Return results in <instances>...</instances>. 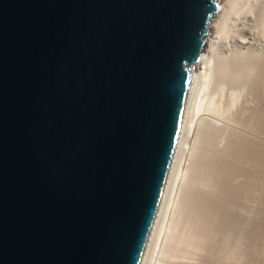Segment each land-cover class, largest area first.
Wrapping results in <instances>:
<instances>
[{
  "label": "water",
  "instance_id": "obj_1",
  "mask_svg": "<svg viewBox=\"0 0 264 264\" xmlns=\"http://www.w3.org/2000/svg\"><path fill=\"white\" fill-rule=\"evenodd\" d=\"M216 0H0V264H140Z\"/></svg>",
  "mask_w": 264,
  "mask_h": 264
},
{
  "label": "rangeland",
  "instance_id": "obj_2",
  "mask_svg": "<svg viewBox=\"0 0 264 264\" xmlns=\"http://www.w3.org/2000/svg\"><path fill=\"white\" fill-rule=\"evenodd\" d=\"M230 1L228 15H226L227 18L224 20V29L222 31L224 34L226 32V34L222 33L220 35L217 39L218 42L214 45L213 54L210 53L213 56V62H210L211 66H209L207 77V85L209 86L206 85L201 108L194 115L191 131L189 130L186 134L183 153L180 152L177 158L174 179L167 196V204L164 207L165 211L163 210L162 212L161 222L159 221L160 226L158 225V238L156 237L155 244L151 247L152 250L149 251L150 254L146 264H251L254 263L253 261L255 263L259 261L257 264L264 263V238L262 240L261 237L260 240L258 235L257 238H254L255 235L250 234L251 225H249L259 220L257 218L260 215L255 212L259 210L260 214V211L262 212V208H264L262 206L263 202L260 205V199L264 198V195L263 197L260 196L264 192V189H262L264 187L261 188L260 186L254 190L256 197H260L259 200L256 199L253 192L251 195L254 197H250L253 200L249 198L250 200L248 201L250 202L248 204L250 205L248 208L245 206L249 210H243V213L247 212L250 214L246 213L245 216L244 213V218L249 217L251 221L254 217L253 223H249L247 218L248 223L245 222L246 224H244L246 229L243 227L238 229L237 226L235 229L229 228V231L227 229H218V224H221L220 221L216 219L217 223L215 219H212L213 223L215 221V225L217 224V227L214 226L199 205L201 197L212 196L216 192V186H213L216 185L215 177L203 167L205 163L203 154L210 147V149L223 152L229 144L228 139L232 133L262 140L260 136L250 129L249 122L246 123L249 120L245 121V119L248 116L250 117L251 111L259 104L262 103L264 105V98L258 101L254 98V92L252 94V90L254 91L252 89L254 88L252 86L253 82L251 81L253 79L252 72L247 67L240 69L235 64H231V62L238 55L249 57V55L260 56L264 54V0ZM225 29L227 30L224 31ZM242 40L244 41L243 43L241 42ZM226 62V68L221 69L223 67L222 64L224 65ZM257 103L258 105L256 106ZM248 112L251 113L249 114ZM207 128L215 130L212 146L203 138V130ZM247 130L250 132L248 133ZM262 141H264V138ZM186 143L188 144L186 145ZM235 179L234 182L236 183L237 181L238 183L239 179ZM258 189L262 191L258 192ZM236 206L235 203L231 205L228 208L230 210L228 212L231 214V212L239 210ZM167 209L170 210L168 211ZM234 213L231 215L233 216ZM238 213L240 214V212ZM238 213H236L237 217ZM253 213L258 217L256 216L257 218H255ZM246 225H249V228ZM223 230L227 231V233L223 232ZM243 230L245 233H249L247 235L249 238L251 237L250 240L253 239V242L252 240L246 242L248 237L246 234V236L241 235L244 234ZM226 234L229 235L225 236ZM258 240L261 242L256 244L255 242Z\"/></svg>",
  "mask_w": 264,
  "mask_h": 264
},
{
  "label": "bare ground",
  "instance_id": "obj_3",
  "mask_svg": "<svg viewBox=\"0 0 264 264\" xmlns=\"http://www.w3.org/2000/svg\"><path fill=\"white\" fill-rule=\"evenodd\" d=\"M216 2L218 5V10L213 15V17L210 21L208 34L206 36L205 47H204V49L200 55L199 60L196 62V64L194 65V68H193V72H192L193 78H192L191 88H190V92L188 94V98L186 101V106H185L184 113H183L180 132L178 135V139H177L172 163H171V166L169 169L168 177H167L166 184H165V187H164V190L162 193V198L160 200L158 211H157V214H156V217H155V220H154V223H153L150 235H149V239L147 241V244H146L143 256H142V259L140 261V264H146V261L149 257L148 255L150 254L149 251L152 250L151 247L153 246V244H155L154 241H156L155 240L156 237L158 238V236H157L158 231H159L158 227L160 226L159 221L161 222L162 212L164 210V207L167 204V196L169 194L171 184H172L173 179H174L173 178L174 172H175L174 169L176 170L175 165H176V162L178 161L177 158L179 157V153L182 152V150H183V145L185 144L186 134L188 133V131L190 130V128L192 126L194 115L201 108V104H202L203 97H204V91H205L206 85H207V77H208L209 69H210L209 66H211L210 62H213V58H212L213 53L212 52L214 51L213 49H215L214 45L216 44V42H218L217 39L223 33L222 32L224 29L223 23H224L225 18H227L226 15H228L227 12L229 10V6H230L231 1L230 0H216ZM226 30L227 29H225L224 31H226ZM225 34H226V32H225ZM241 42L243 43L244 41L242 40ZM210 53H212V54H210ZM251 55H253V54H251ZM236 57L233 58L235 60H233L231 62V64H235V66H238L240 69H244L247 67L252 72V76H253L252 78L253 79L251 81L253 82L252 86L254 87V88H252V89H254V91L252 90V94L254 92V98L259 101L260 99L264 98V54H262L260 56H257V55L250 56L249 55V57L248 56L247 57H245V56L241 57L238 55ZM222 66L223 67L221 69H225L227 66V62L224 63V65L222 64ZM209 80H210V78H209ZM207 86H209V85H207ZM258 103L256 104V106L258 105ZM251 112H250L251 113L250 117L247 115L249 119L247 118V119H245V121L249 120V121H246V123L249 122L248 124H249V126H251L250 129H252V131L254 133H256V135L260 136L261 139L263 140V138H264V105L262 103L259 104ZM192 129H193V127H192ZM211 129L207 128V129L203 130V138L210 146H212V144H213V138L215 135V130L214 129L211 130ZM243 131H245V130H243ZM249 132L250 131H248V133ZM262 140H260V139L258 140V138L252 139V137L247 138V136L244 137L242 135L232 133L228 139L229 144H228L227 148L225 150H223V152L222 151H216L215 149H210L211 148L210 147L203 154V159L205 158L204 159L205 163H204L203 167L208 172H210L211 175H213L215 177L214 180H216V185H213V186H216V192L212 196L210 195V196L201 197L199 205L203 209L204 214H206L207 218L210 219V221L212 222V224H214V226L217 227V224L215 225V221L213 223L212 219H215V220L217 219L218 221H220L221 224H218L219 225L218 229H220V228L225 229V230L227 229V231H229V228L235 229L236 226L238 227V229H240L242 227L245 228L244 224L248 223L247 218L249 219V217L244 218L246 216L247 212L246 213L244 212L245 213V216H244L243 210L244 211L249 210V209H247L250 205V204H248V202H250L248 200H250L252 197H254L251 195L254 192V190H256L260 186H261V188L264 187L263 186V184H264V141H262ZM187 144L188 143H186V145ZM235 178H238L241 181L238 180V183H237V181L235 183L234 182ZM261 188H259V189H261ZM259 189H258V192L262 191ZM262 189H264V188H262ZM263 193L264 192H262V194H260V196L263 197V195H264ZM253 195H255V197H256L255 192L253 193ZM259 198H260L259 196L256 197L257 200H259ZM251 200H253V199H251ZM260 201H261L260 205H262V202H263L262 206H264V198L260 199ZM234 203H235V206H236V204H238V206H239V207L236 206L237 209H239V210H235V211L233 210L236 213L240 212V214L238 213V217H237L236 213L231 212V214L234 213L233 214L234 217H233L230 214V212H228V211H230L228 208L231 205H234ZM246 204H248V205H246ZM169 205H170V202H169ZM258 205H259V203H258ZM245 206H247V208ZM244 208H246L247 210ZM250 208H252V207H250ZM259 209L261 210V208H259ZM167 210L169 211L170 209H167ZM258 211H256V212L253 211L256 214L260 215L259 216L260 218L256 215L258 217L257 218L254 215L255 213H253L255 218H257L259 220L256 221L254 224H249V225H251L250 234L252 233L253 235H255L256 237L254 236V238H257L259 236L258 238H260V240L262 237V240H263V238H264V208H262V212L260 211V214ZM249 213H251V212H249ZM248 215H250V214H248ZM251 217H253V216L251 215ZM165 219H166V217H165ZM217 220H216V222L218 223ZM252 220H254V217ZM252 220L250 221V219H249V223L250 222L253 223ZM216 227H215V229H216ZM248 228H247V230H249ZM227 231L225 232L223 230V232H225V233H227ZM243 233L244 234H241V235L249 234L248 232L245 233L244 230H243ZM227 235H229V234H226L225 236H227ZM247 237H248V235H247ZM247 237H245V239H247ZM243 238H241V239H243ZM250 238L248 237V241H246V242H250L251 240L253 242V239L250 240ZM257 242H261V241L258 240L255 243L257 244ZM252 244H254V243H252ZM249 247H251V246H249ZM160 250H161V248H160ZM250 253L252 254V252H250ZM253 262L254 263H251V264H257V262H259V261H257L256 263H255V261H253Z\"/></svg>",
  "mask_w": 264,
  "mask_h": 264
}]
</instances>
